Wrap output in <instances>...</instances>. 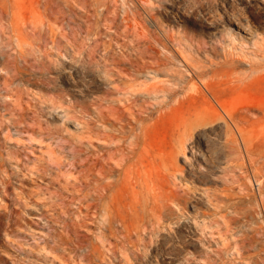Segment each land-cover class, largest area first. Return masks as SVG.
Returning <instances> with one entry per match:
<instances>
[{"label":"rangeland","instance_id":"374dc122","mask_svg":"<svg viewBox=\"0 0 264 264\" xmlns=\"http://www.w3.org/2000/svg\"><path fill=\"white\" fill-rule=\"evenodd\" d=\"M0 264H264V0H0Z\"/></svg>","mask_w":264,"mask_h":264},{"label":"bare ground","instance_id":"6f19581e","mask_svg":"<svg viewBox=\"0 0 264 264\" xmlns=\"http://www.w3.org/2000/svg\"><path fill=\"white\" fill-rule=\"evenodd\" d=\"M119 168L120 169L118 170V172L124 170L122 165H119ZM162 178L163 177L160 178L158 177L159 180L156 182L153 181L152 177L149 178L148 180L142 179V182L144 181V183L146 184V188L154 191L152 196L153 202L151 203L152 206L150 210H151V218L153 220V223L156 224L157 226H159L161 224V221L163 220V215H162L163 210L169 207L168 202L171 204L186 205L190 200V198H187L186 196L181 197V196L168 195L164 190V188L161 186V183L159 182L162 180ZM140 180L141 178L139 180H136V183H139Z\"/></svg>","mask_w":264,"mask_h":264}]
</instances>
